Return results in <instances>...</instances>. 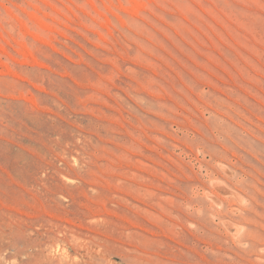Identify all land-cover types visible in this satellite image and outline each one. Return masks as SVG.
I'll use <instances>...</instances> for the list:
<instances>
[{
  "label": "rangeland",
  "instance_id": "1",
  "mask_svg": "<svg viewBox=\"0 0 264 264\" xmlns=\"http://www.w3.org/2000/svg\"><path fill=\"white\" fill-rule=\"evenodd\" d=\"M34 239L264 264V0H0V264Z\"/></svg>",
  "mask_w": 264,
  "mask_h": 264
},
{
  "label": "bare ground",
  "instance_id": "2",
  "mask_svg": "<svg viewBox=\"0 0 264 264\" xmlns=\"http://www.w3.org/2000/svg\"><path fill=\"white\" fill-rule=\"evenodd\" d=\"M199 151V150H198ZM205 154V153H204ZM213 155V154H212ZM205 157V156H204ZM217 157V156H216ZM219 164V163H218ZM209 166H207L208 168ZM205 168V167H204ZM227 168V167H225ZM226 170V169H225ZM205 174V173H204ZM233 176V175H232ZM206 177V176H205ZM219 179V178H218ZM214 181V180H213ZM215 182V181H214ZM219 182V181H218ZM216 184V182H215ZM222 184V183H221ZM224 185V184H223ZM218 186V185H217ZM217 191V190H216ZM226 191V190H225ZM208 192V191H206ZM215 192V191H214ZM235 196L238 198L237 200L243 201L241 198V195L239 193L233 192ZM208 194V193H207ZM232 194V195H233ZM211 195V194H210ZM224 198V197H222ZM28 231V230H27ZM33 231V230H32ZM32 233V232H31ZM44 233H42L43 235ZM31 235V234H30ZM46 235V232H45ZM37 237V236H36ZM44 237V235H43ZM31 238V237H30ZM47 238V237H46ZM73 240V239H72ZM76 243V240L74 241ZM51 245V244H50ZM49 241L47 240H38L34 239L33 241L27 240L26 244L22 247H18V252L20 254L24 255V258H26L25 262L22 264H78V259L76 256H72L71 252L69 251H63V252H56L51 253ZM99 253V252H98ZM105 253V252H104ZM2 254V253H1ZM3 256V254L1 255ZM95 257V256H94ZM91 258V257H90ZM89 258V259H90ZM88 259V258H87ZM3 262V261H2ZM16 262V261H15ZM87 262V260H86ZM18 263V262H17ZM85 264V263H84ZM88 264H113L109 258H100L93 259L88 262Z\"/></svg>",
  "mask_w": 264,
  "mask_h": 264
}]
</instances>
